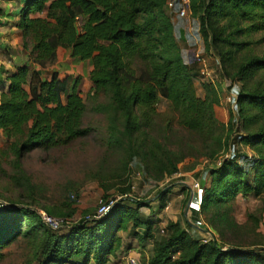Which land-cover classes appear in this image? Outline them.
I'll use <instances>...</instances> for the list:
<instances>
[{"label":"trees","instance_id":"trees-1","mask_svg":"<svg viewBox=\"0 0 264 264\" xmlns=\"http://www.w3.org/2000/svg\"><path fill=\"white\" fill-rule=\"evenodd\" d=\"M190 7L206 48L217 51L230 79L227 87L235 96L227 123L218 114V89L209 83L205 96L198 93L199 70L181 48L186 31L172 19L167 0L25 1L18 26L30 61L12 72L0 67V135L8 142L0 168L1 157L12 154L14 182L29 186L23 160L32 150L49 152L91 136L95 126L84 123L89 110L107 117L105 141L126 152L125 167L138 159L149 180L174 177L195 155V135L213 163L199 174V200L197 194L191 200L190 188L181 185L193 220L188 216L182 228L169 224L160 237L151 228L161 223L158 214L169 205L175 184L160 188L153 200H141L132 196L128 177L107 215L88 219L97 206L60 229L48 227L32 204L0 199V263L5 248L22 239L32 250L28 264H108L132 248L127 233L143 247L152 245L142 264H264V233L258 231L264 219V0H190ZM37 13L43 15L32 16ZM59 48L93 65L86 98L82 76L57 68ZM162 99L166 112L159 110ZM108 191L105 201L118 197ZM71 193L43 209L73 219L72 197L79 195ZM239 195L262 201L244 223L235 216ZM203 221L215 239L203 242Z\"/></svg>","mask_w":264,"mask_h":264},{"label":"rangeland","instance_id":"rangeland-1","mask_svg":"<svg viewBox=\"0 0 264 264\" xmlns=\"http://www.w3.org/2000/svg\"><path fill=\"white\" fill-rule=\"evenodd\" d=\"M172 19L176 22V17L171 11ZM196 18V22L198 21ZM199 19V18H198ZM181 22L179 20L178 25ZM202 34V33H201ZM203 43V44H202ZM202 47L205 55L208 58L211 76L213 78L201 77L199 74L195 77V83L200 96L206 94V84L211 83L219 92L220 105L218 107V114L220 120L227 123L231 116L233 102L227 101L226 97L230 93L229 89L230 79L227 78L221 67L220 57L217 51L212 48H206L205 40L202 36ZM185 59L187 62L196 64L194 52L192 48L181 43ZM259 51H264V44H262ZM87 63L79 64V70L85 69ZM81 68V69H80ZM197 68V67H196ZM198 69V68H197ZM91 81H83L81 88L83 96L86 98V93L90 89ZM234 91V89H233ZM100 101L106 100L104 95H101ZM168 102L165 99L159 104V110L166 112ZM84 123L86 125L95 126L96 131L89 137L76 140L67 147L53 149L49 152H44L40 149H34L29 152L23 160V170L29 179L28 184L17 183L11 179L12 174L16 171L12 166L11 160L14 158L12 154L1 157L0 168V199L19 200L25 203H30L33 209H43L42 206L56 204L60 205L65 201L67 194L72 195V190L78 193L77 198H73L74 207L77 209V214L73 219L80 220L82 215L96 208L99 200L105 195L106 188L109 187V194L120 196L117 189L122 186L123 179L130 178L133 183V190L135 196L141 200H148L154 198L160 188L171 186L177 180L186 179L189 181L187 186L190 188L194 179H200L199 174L210 163L211 159L204 154L205 149L202 146L199 136L194 138V156L186 159L182 164L190 166L188 174L182 176L174 174V177H167L161 182H154L144 176L140 161L135 159L130 164V169L125 167L127 161V154L124 150L118 148L108 147L105 137L107 135V126L109 121L102 113H95L88 111ZM8 142L3 134L0 135V155L7 150ZM247 152L252 153L250 148H245ZM225 155V154H222ZM221 155V156H222ZM208 180V179H206ZM201 181V179H200ZM209 181V180H208ZM202 190V181H201ZM174 191L171 195L169 205L162 214L161 222L154 228L155 236L163 235L162 228H166L169 222L179 224L182 228L189 216L188 205L189 202L185 200L186 193H180L179 190ZM191 198V196H190ZM158 207V203H154ZM262 205L259 197L254 195L243 196L239 195L234 204L235 216L241 223L246 222L248 213L254 211L257 207ZM148 211V207H145ZM264 215V213H263ZM259 232L264 233V219ZM203 232V231H202ZM127 244H132L136 256H140V264H142V255H149L151 244L148 243L145 247L139 244L137 239L130 237L127 233H123ZM5 257L0 264H28L32 255V250L28 247L25 240H18L15 243L5 248Z\"/></svg>","mask_w":264,"mask_h":264},{"label":"crops","instance_id":"crops-1","mask_svg":"<svg viewBox=\"0 0 264 264\" xmlns=\"http://www.w3.org/2000/svg\"><path fill=\"white\" fill-rule=\"evenodd\" d=\"M25 1L26 0H0V67L6 72H12L15 70L16 66L30 61V51L24 49V38L18 26V13L23 7ZM41 15L43 14L37 13L32 16ZM85 63H87V67L85 69L82 68L80 71L79 64ZM57 68L62 70L63 74H74L75 76L81 75L83 78L82 82H85L90 80L89 76L93 69V65L89 60L84 61L80 58L74 57L71 49L59 48ZM190 168L191 167L187 164H180V171L177 174L184 176L188 174ZM174 184V191H177L176 193H178L181 189V185L187 186L189 181L181 179L175 181ZM200 196V194H197L198 200L200 199ZM164 212L165 210L163 213ZM163 213L160 214V217H162ZM189 217L191 218L190 221H192V211L189 212ZM173 222H169V224H174ZM204 223L205 222L203 221L199 226L203 227ZM155 227H157V224H153L151 230L153 231ZM134 254L137 253L132 246L128 251H119L117 255L111 257L108 264H128L129 256Z\"/></svg>","mask_w":264,"mask_h":264},{"label":"built area","instance_id":"built-area-1","mask_svg":"<svg viewBox=\"0 0 264 264\" xmlns=\"http://www.w3.org/2000/svg\"><path fill=\"white\" fill-rule=\"evenodd\" d=\"M176 2H178L177 7H176ZM167 7L172 11L174 10L173 12L174 16L177 19L176 23H178L180 20V22L183 24L182 26L186 31V35L182 43L185 46L192 48L195 57L194 59L197 64V68L199 70V75L201 77L202 76L206 77L207 79L211 78L209 79V81L212 80L213 82V78L211 76L210 64L207 56L205 55L204 49L201 45L202 43L201 23L198 18H197L198 21L196 22V18L192 14V9L190 7V0H167ZM234 96H235L234 93L230 92L226 97L227 101L233 102ZM190 190H191V200L195 194H201L200 179H194V181L192 182V186L190 187ZM119 198L120 196L117 198H112L109 201H105L103 198H101L98 203L97 213L94 216H88L87 218L93 219L94 217L99 218L107 215ZM36 211L42 217L43 222L52 229H60L62 227L71 225L73 222L78 221L75 219L52 217L44 209H38V210L36 209ZM202 231H203L202 232L203 242H207L211 239H215L213 230L206 223H204ZM161 232L165 233V228H162ZM128 264H140V256H136V254L130 255Z\"/></svg>","mask_w":264,"mask_h":264}]
</instances>
